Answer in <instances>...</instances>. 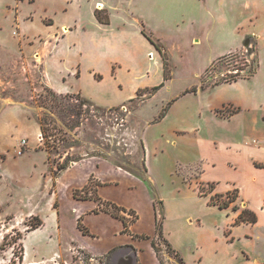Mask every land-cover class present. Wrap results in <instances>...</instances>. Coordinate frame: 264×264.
<instances>
[{
  "label": "rangeland",
  "instance_id": "obj_1",
  "mask_svg": "<svg viewBox=\"0 0 264 264\" xmlns=\"http://www.w3.org/2000/svg\"><path fill=\"white\" fill-rule=\"evenodd\" d=\"M163 54L173 79L153 93ZM263 67L264 0H0V264H22L23 250L24 262L108 264L132 247L94 255L125 237L92 217L102 235L84 237L96 235L86 216L105 212L128 234L138 221L135 229L152 234L153 208L172 245L150 235L161 264H241L247 241L217 239L232 211L210 205L214 184L198 179L200 140L228 129L207 121L213 112L196 92L256 69L255 83H240L264 86ZM200 187L209 194L200 197ZM105 202L126 211L114 216ZM139 245L143 264H154L148 244Z\"/></svg>",
  "mask_w": 264,
  "mask_h": 264
},
{
  "label": "crops",
  "instance_id": "obj_2",
  "mask_svg": "<svg viewBox=\"0 0 264 264\" xmlns=\"http://www.w3.org/2000/svg\"><path fill=\"white\" fill-rule=\"evenodd\" d=\"M257 65L260 67L259 62ZM262 69L264 71V67ZM256 71L257 69L254 71V74L250 79L246 78L231 83H220L208 89H199L196 92V94L200 96L207 97L205 107H207V110L213 112V116L208 118L207 121L211 120L215 124L224 125L228 129L227 134L216 140H213V138L210 141H206L204 139L200 140L201 145L209 146L211 151H208L203 146L205 153L202 164L199 167L200 176L198 177V179L200 180V184H214L212 195H226L229 192L236 191V200L232 202L229 207L221 208L218 205H210L215 206L220 210L227 209L229 211H232V219L224 222L223 226L219 228V233H222V237H217V239H221V241L225 243H233L238 241L242 242L243 240L247 241V243L242 245L244 247L240 251V253H242L241 255H243L244 258L241 264H264V255L260 252L264 251V86L255 85V87L251 88L246 87L245 83H240L241 81L246 80H253L255 83ZM172 79L168 81H171ZM168 84L169 82H166L165 86ZM228 84H238L239 87L246 88V91H244L243 89L240 91L243 92V95L231 96L229 93H224V91H222L227 87ZM227 105L233 106L234 108L233 112L232 110L229 112V116H221L215 113V110L221 109ZM201 109H204V107H202ZM238 119H240V122L238 121V123L236 122L235 124H237L240 129L236 130L231 124ZM94 172L96 173V170H92V174H94ZM102 176L105 177L106 173ZM77 177L78 176L73 178V182L78 181ZM102 189L100 190V192L102 191ZM195 190L200 197L206 196L201 195L197 189ZM121 203L124 204L123 202ZM234 205L238 206L237 210H234ZM85 207V211L90 208L87 206ZM134 207L137 208L136 206ZM153 209L152 223L154 232L152 234L143 230L139 231L137 228L135 229V224L138 223V221L134 224V226H132V233H122V229L124 228V224L122 223V221L120 219L111 217L109 214L107 215L105 212H103L99 216H86V224L89 228L92 229L93 233L96 232L95 236L83 233L82 234L84 237L88 236L99 239L102 234L97 229L92 227L87 222V219L91 217L95 219H102L106 221L109 226L114 225L115 228L112 230V233L115 235L119 234L121 236H124L125 240L122 242L109 244L108 247L104 249V251L93 253L94 255H104L106 253H109L115 247L122 246L123 244H128L131 245L132 249L136 248L135 252L138 259L137 264H143V250L140 247L139 243L144 242L148 244V253L152 257L154 264H161L158 255L154 247L152 246L151 240H140L139 238L134 237L135 234L153 235L155 233L157 214L156 209ZM245 211H249V215L255 216V222L242 221L240 223H236L239 216L242 213L244 214ZM227 235H229V237H225ZM258 250L260 251L258 252ZM219 251L225 252V255L229 257L231 256L230 252H227V250L224 249H217L215 253L218 254ZM178 252L180 253V251ZM202 253L200 252L198 255L199 261L203 260ZM184 260L187 264L185 257ZM232 260L235 259L232 258ZM230 262V264L234 263L233 261ZM59 263L60 262L58 260L53 261V264ZM22 264L43 263L23 261ZM108 264H111L110 260Z\"/></svg>",
  "mask_w": 264,
  "mask_h": 264
},
{
  "label": "trees",
  "instance_id": "obj_3",
  "mask_svg": "<svg viewBox=\"0 0 264 264\" xmlns=\"http://www.w3.org/2000/svg\"><path fill=\"white\" fill-rule=\"evenodd\" d=\"M160 51H161V49H159ZM162 52V51H161ZM163 58H164V79H163V82L160 84V85H157V86H154V87H152L151 88V92H157L158 90H160L164 85H165V82L167 81V80H169L170 79V77H171V75L168 73V70H169V62H168V59H167V57L165 56V54H163ZM229 80H226V81H217L216 82V84H218V83H221V82H228ZM192 92H196V89L195 88H193L192 89ZM169 109V107L168 106H166L165 108H164V110H163V112L160 114V116H159V120H161L162 118H164V116H166V111ZM232 112H233V110H232ZM211 187H210V189H211V191L213 190V188H214V186L213 185H210ZM203 189V187H200V191L199 192H201L200 194L201 195H208L209 194V191L208 192H206V191H203L202 190ZM216 196H223V195H219V194H217V195H212L211 196V204H213V205H218L219 207H221V208H227V207H229L230 206V204L232 203V202H234L235 200H236V191H233V192H229V193H227L226 194V196H227V198L229 199L228 201H221V202H217V199H216ZM98 199H100L99 197H98ZM106 203V202H105ZM106 205L107 206H109V205H111L112 207H113V209H114V211L112 212V214L114 215V216H118L117 214V210H119V211H126V209L125 208H122V207H118L117 205H115V204H112V203H106ZM233 208H234V210H237L238 209V206L237 205H234L233 206ZM248 212V213H247ZM249 211H245V213L243 214H241L240 216H239V218L237 219V221H236V223H240V222H255V216H253V215H249ZM122 218V217H121ZM124 218V217H123ZM125 222V221H124ZM43 225V220L41 219V218H39L38 219V221L36 222V223H34L33 225H30V228L32 229V230H35V229H38L39 227H41ZM125 230L127 231V225H126V222H125ZM155 233H156V236L157 237H159V238H161L167 245H168V247H169V249L171 250V247H172V245H171V243L168 241V239H166L165 238V236H164V232H163V221H161L157 216H156V224H155ZM134 236H136V237H138V238H146V239H150L151 238V243H152V246L154 247V249H155V251H156V253H158V250H159V248H158V246H157V243H156V238L155 237H150V235H145V234H143V235H138V234H136V235H134ZM110 253V252H109ZM109 253L106 255V258L108 257V255H109ZM23 259H24V250H23V254L20 256V261L21 262H23ZM12 262H14L13 260H11ZM13 264V263H12Z\"/></svg>",
  "mask_w": 264,
  "mask_h": 264
},
{
  "label": "water",
  "instance_id": "obj_4",
  "mask_svg": "<svg viewBox=\"0 0 264 264\" xmlns=\"http://www.w3.org/2000/svg\"><path fill=\"white\" fill-rule=\"evenodd\" d=\"M246 44H248V41ZM109 260L111 264H137L138 262L134 249L115 251Z\"/></svg>",
  "mask_w": 264,
  "mask_h": 264
},
{
  "label": "built area",
  "instance_id": "obj_5",
  "mask_svg": "<svg viewBox=\"0 0 264 264\" xmlns=\"http://www.w3.org/2000/svg\"><path fill=\"white\" fill-rule=\"evenodd\" d=\"M26 144H27L26 141H23V142H22V147L24 148V147L26 146ZM22 151H23V150H22ZM22 151H20V152H22Z\"/></svg>",
  "mask_w": 264,
  "mask_h": 264
}]
</instances>
